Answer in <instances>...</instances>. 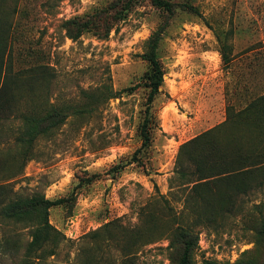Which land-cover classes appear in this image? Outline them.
Masks as SVG:
<instances>
[{
  "label": "rangeland",
  "instance_id": "obj_1",
  "mask_svg": "<svg viewBox=\"0 0 264 264\" xmlns=\"http://www.w3.org/2000/svg\"><path fill=\"white\" fill-rule=\"evenodd\" d=\"M167 1L172 11L151 0H0V78L8 69L26 74L38 63L51 72L49 83L36 81L29 90L19 81L15 107L0 114V157L8 167L0 183L17 195L63 198L49 220L65 236L53 254L24 258L31 227L1 222L0 264H171L166 236L138 246L131 232L140 208L158 192L182 210L180 186L170 187L180 145L223 123L229 106L240 109L264 93V0ZM80 24L82 34L71 38L68 30L76 33ZM161 26L158 126L151 146L136 152L149 92L141 54ZM106 88L116 93L107 101ZM46 102L70 105L72 112L37 140L34 158L17 171L22 114ZM87 103L91 112H73ZM241 202L220 227L196 226L192 264L264 261L250 223L264 218V188ZM168 225L162 219L153 233Z\"/></svg>",
  "mask_w": 264,
  "mask_h": 264
},
{
  "label": "trees",
  "instance_id": "obj_2",
  "mask_svg": "<svg viewBox=\"0 0 264 264\" xmlns=\"http://www.w3.org/2000/svg\"><path fill=\"white\" fill-rule=\"evenodd\" d=\"M151 1L168 11L174 9V5L167 0ZM80 26L82 28L76 33L68 30L71 38L75 39L82 34L84 24ZM163 29L161 26L153 32L141 54L149 65L144 75L149 92L140 126L142 144L136 152L151 146L153 133L158 126L153 102L161 93L160 88L164 82L165 72L158 54ZM229 61L230 57L224 55V62L228 64ZM2 68L0 66V70ZM50 77L48 65L42 63L32 66L26 74L8 69L0 78V114L15 107L19 81L29 90L36 81L49 83ZM103 93L105 101L116 96L110 88H106ZM46 104L42 110L37 111L31 107L22 114L21 131L15 139L20 147L21 159L17 171H21L26 161L34 158L33 147L37 140L53 133L72 112L70 105ZM92 106V103H87L85 107H78L73 112H91L94 109ZM231 107L223 123L188 139L178 149L175 175L170 181V187L173 188L175 184L180 186L178 188L183 192L182 210L177 213L168 204V199L159 192L139 210L140 222L133 228L131 240L143 246L166 236L170 241L171 264L193 263V254L199 240L196 226L220 227L225 219L240 209L243 196L264 188V93L252 98L240 109ZM2 161L0 157V173L8 168ZM63 201V198L49 199L41 193L17 195L10 183H0V223H24L32 230L24 258L41 257L47 249L48 254H53L54 247L65 238L63 232L49 220L50 208ZM157 203L160 204L159 213ZM187 218H191V221H187ZM162 219H167L170 225L154 234L153 229ZM250 223L255 251L260 253L264 250V218H250ZM204 264L219 263L205 260ZM234 264H264V261L261 263L256 258H249Z\"/></svg>",
  "mask_w": 264,
  "mask_h": 264
}]
</instances>
